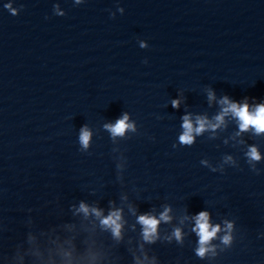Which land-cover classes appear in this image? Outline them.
Masks as SVG:
<instances>
[{
    "label": "water",
    "instance_id": "water-1",
    "mask_svg": "<svg viewBox=\"0 0 264 264\" xmlns=\"http://www.w3.org/2000/svg\"><path fill=\"white\" fill-rule=\"evenodd\" d=\"M173 101L0 6V264H48L50 252L60 264L58 245L96 256L85 264H137L145 256L144 264H264V167L216 128L182 144L183 118L196 127L200 116ZM124 114L134 130L113 137L105 125ZM83 128L91 133L86 149ZM81 202L104 216L121 209V238L78 213ZM166 207L171 220L145 242L137 217L159 218ZM202 211L222 229L210 242L214 254L203 258L193 231ZM225 221L233 225L229 245Z\"/></svg>",
    "mask_w": 264,
    "mask_h": 264
},
{
    "label": "clouds",
    "instance_id": "clouds-1",
    "mask_svg": "<svg viewBox=\"0 0 264 264\" xmlns=\"http://www.w3.org/2000/svg\"><path fill=\"white\" fill-rule=\"evenodd\" d=\"M79 2V0H77ZM13 15L16 14V10L11 8V5H7ZM209 98L212 99L213 96L210 93ZM222 104L226 105L223 108V111L216 116V123H210L206 118L197 117L196 119V127L193 126V122L191 121L189 116H185L183 118V128L184 132L180 136V142L182 144H192L194 140L193 133L199 135L206 128L215 129L220 126L224 122V116L231 113L233 116L239 119L240 121V129L241 131H247L249 128L255 129L257 134L264 133V104L257 105L254 111L249 110V106L247 103L242 105H238L236 103L230 102L227 97H224L221 101ZM179 101H173V107H177ZM129 117L127 114H124L122 118L118 119L115 124H107L105 128L112 134L113 137L123 136L126 130H134V124L129 123ZM91 133L87 128H83L80 134V143L86 149L89 145ZM249 161H259L261 159L259 152L255 147H251L247 153ZM231 159L230 157L228 158ZM78 213H83L85 217L89 215H94L97 219H99L100 225L102 228L106 230H110L113 237L119 240L121 238V230L123 227L122 221V210L121 209H113L109 212L107 216L103 215L101 209L97 207H90L84 202H81L79 208L76 209ZM134 211V210H133ZM170 208H165L162 213H160L159 218L152 216L150 214H143L137 217V222L142 226V236L143 240L148 243H153L158 238V225L161 221L167 223L171 220V216L169 212ZM195 227L193 231L199 237V247L196 249V254L203 258L208 253L214 254V246L210 245V242L217 237V234L222 231L220 225H211L209 222V213L202 211L198 213L195 217ZM233 225L230 222L225 221V228L223 231L226 233L222 237V243L225 245H229L232 240L231 231ZM173 236L177 241L182 240V233L179 228H176L173 232ZM34 239L33 237H29L31 241ZM71 245V241L68 242ZM143 246L141 245V248ZM55 254L61 257L60 264H85L86 261L94 262L96 256L92 254L90 251L86 254L77 257L75 255V246L71 245L69 248L65 249L63 245H58L55 250ZM36 255H39L37 252ZM21 261L23 257L20 258ZM148 258L144 257V260H140L137 258V264H144ZM48 264H56L54 255L50 252L48 258ZM154 264V261L152 262Z\"/></svg>",
    "mask_w": 264,
    "mask_h": 264
}]
</instances>
